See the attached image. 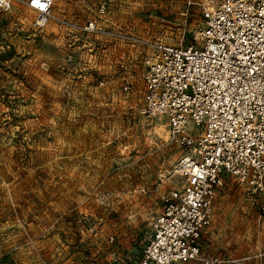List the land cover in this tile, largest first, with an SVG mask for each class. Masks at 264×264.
Here are the masks:
<instances>
[{
    "label": "rangeland",
    "instance_id": "374dc122",
    "mask_svg": "<svg viewBox=\"0 0 264 264\" xmlns=\"http://www.w3.org/2000/svg\"><path fill=\"white\" fill-rule=\"evenodd\" d=\"M217 1L55 0L42 29L23 2L0 13V264L139 262L182 155L139 113L140 41L193 42ZM262 205L226 177L201 255L264 264Z\"/></svg>",
    "mask_w": 264,
    "mask_h": 264
},
{
    "label": "built area",
    "instance_id": "2783aa9c",
    "mask_svg": "<svg viewBox=\"0 0 264 264\" xmlns=\"http://www.w3.org/2000/svg\"><path fill=\"white\" fill-rule=\"evenodd\" d=\"M17 1L35 12L38 29L52 17L55 0H0V13ZM83 31L96 29L88 24ZM140 42L147 54L139 113L165 119L182 155L172 168L178 181L160 196L137 264H217L201 255L200 240L225 178L245 185L247 195L264 190V0L202 5L187 45Z\"/></svg>",
    "mask_w": 264,
    "mask_h": 264
}]
</instances>
